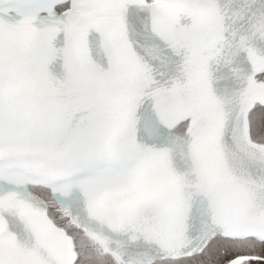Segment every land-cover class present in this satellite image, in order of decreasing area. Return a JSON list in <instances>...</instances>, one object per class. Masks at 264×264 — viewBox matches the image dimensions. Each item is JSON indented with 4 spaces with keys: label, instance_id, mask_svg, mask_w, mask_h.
<instances>
[{
    "label": "bare ground",
    "instance_id": "obj_1",
    "mask_svg": "<svg viewBox=\"0 0 264 264\" xmlns=\"http://www.w3.org/2000/svg\"><path fill=\"white\" fill-rule=\"evenodd\" d=\"M256 82L260 85L264 84V74L256 78ZM248 124L251 143L256 147L264 149L263 106L260 104L254 105L248 115ZM262 126L263 131L261 129ZM185 131L186 126H181L178 130L181 134H184ZM259 136H262V139H260ZM38 193L41 196H46L43 192ZM47 214L53 224L57 228L61 229L66 236L72 239L74 251L77 257L74 264H115L111 259V252L108 248L96 244L92 240L88 239L81 230L70 226L67 220L61 218L59 211L55 206L50 207ZM84 253L85 257L82 255ZM211 254H215L217 258H222V261L217 264H226L230 259L239 256L255 257L256 259V261H244L240 264H258L259 261H263L264 263V242H258L253 238L241 241L218 237L211 241L199 255L177 260H164L154 262L153 264H159L162 262V264H202L205 257ZM7 261L8 258L6 254L0 251V263L7 264Z\"/></svg>",
    "mask_w": 264,
    "mask_h": 264
},
{
    "label": "rangeland",
    "instance_id": "obj_2",
    "mask_svg": "<svg viewBox=\"0 0 264 264\" xmlns=\"http://www.w3.org/2000/svg\"><path fill=\"white\" fill-rule=\"evenodd\" d=\"M261 129L263 131V126L261 127ZM259 138L262 139V136H259ZM259 253H261V252H259ZM82 255L85 257V253L82 254ZM221 261H222V258H217V256L215 254H211V255H208V256L205 257V259H204L202 264H217L218 262H221ZM249 261H256V259L254 258V259L249 260ZM162 263H159V264H162ZM250 263H254V262H250ZM164 264H166V263H164ZM258 264H264V263H263V261H259Z\"/></svg>",
    "mask_w": 264,
    "mask_h": 264
}]
</instances>
